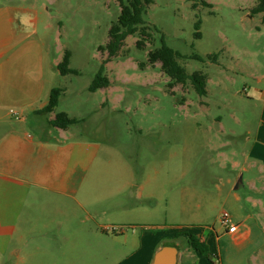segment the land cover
<instances>
[{
	"label": "rangeland",
	"instance_id": "1",
	"mask_svg": "<svg viewBox=\"0 0 264 264\" xmlns=\"http://www.w3.org/2000/svg\"><path fill=\"white\" fill-rule=\"evenodd\" d=\"M0 4L35 6L38 28L55 62L61 64L70 53L69 68L78 74L58 76L55 88L62 89V95L50 114L65 112L82 120L68 128L66 136L111 140L138 167L154 161L160 144L167 148L178 142L181 189L195 191L206 208L192 215L182 206L186 211L180 228L136 232L125 225L77 224L70 215L63 223L50 225L41 216L31 230H18L0 247V264H148L163 236L175 239L164 243L187 251V239L177 236L183 229L197 237L205 234L214 255L220 245L216 232L225 233L221 217L236 208L233 194L242 196L247 208L249 197L264 203L262 172L251 167L249 159L255 133L264 132V77L259 82L264 76V18L252 13L256 0H152L145 14L149 42L140 49V35L129 36L112 58L100 47L106 46L119 19V0H0ZM163 40L182 55L178 62L189 75H207V96L198 95L191 83L170 89L172 80L161 64L148 62L149 53ZM210 55H218L216 63ZM101 68L110 85L91 92ZM258 143L254 155L264 158L263 137Z\"/></svg>",
	"mask_w": 264,
	"mask_h": 264
},
{
	"label": "crops",
	"instance_id": "2",
	"mask_svg": "<svg viewBox=\"0 0 264 264\" xmlns=\"http://www.w3.org/2000/svg\"><path fill=\"white\" fill-rule=\"evenodd\" d=\"M38 14L35 6L0 4V247L18 230H31L41 216L50 225L70 215L77 224L125 225L136 232L180 228L186 211L182 206L192 215L204 212L198 194L181 189L178 142L167 148L160 144L154 161L138 167L111 140L70 138L67 130L50 126L54 117L40 111L60 73L38 28ZM255 134L249 159L264 178V158L254 155L264 132ZM233 195L236 208L231 215L237 230L216 232L218 252L207 257L193 249L183 229L177 236L185 237L190 247L181 251V264H217L214 257L218 264H264V203L249 197L247 208L242 196ZM199 238L208 243L205 234ZM172 240H157L148 264L160 245Z\"/></svg>",
	"mask_w": 264,
	"mask_h": 264
},
{
	"label": "trees",
	"instance_id": "3",
	"mask_svg": "<svg viewBox=\"0 0 264 264\" xmlns=\"http://www.w3.org/2000/svg\"><path fill=\"white\" fill-rule=\"evenodd\" d=\"M121 3V14L118 21L113 24L110 33L109 41L106 46L100 47V50L108 51L110 58L114 57L121 50L125 40L132 35L139 34L141 39L137 41V47L142 48L151 38L149 32L151 28L146 25L145 14L147 13V6L152 3V0H119ZM253 14H264V0H256V6L252 9ZM200 22L196 24V28L199 29ZM196 37H200V32ZM182 58V55L174 49L167 46L163 40V44L160 48L155 49L149 53L148 62L151 65L160 63L162 70L171 78L172 82L169 84V88L172 89L176 85H186L191 83L197 94L205 97L208 94L207 80L208 77L202 72H195L189 75L186 70L179 64L178 59ZM194 59H201L199 56H193ZM218 55H210V61L216 63ZM70 53H67L61 64L57 66V70L60 75L78 74V71L69 68ZM146 64H142L145 66ZM110 85L109 79L103 75V68L100 69L95 76L90 91L95 92L98 89L107 88ZM62 95V89L54 88L50 94L49 102L47 106L42 109L41 113H54L56 107L59 105ZM81 119L71 118L65 112L57 113L52 120H50V126L62 130H67L74 125H80ZM188 237L189 244L198 253L209 257L211 255L209 247L206 242L201 241L199 237L189 235L187 232L183 234Z\"/></svg>",
	"mask_w": 264,
	"mask_h": 264
},
{
	"label": "water",
	"instance_id": "4",
	"mask_svg": "<svg viewBox=\"0 0 264 264\" xmlns=\"http://www.w3.org/2000/svg\"><path fill=\"white\" fill-rule=\"evenodd\" d=\"M181 249L173 242L163 243L155 252L151 264H181Z\"/></svg>",
	"mask_w": 264,
	"mask_h": 264
},
{
	"label": "built area",
	"instance_id": "5",
	"mask_svg": "<svg viewBox=\"0 0 264 264\" xmlns=\"http://www.w3.org/2000/svg\"><path fill=\"white\" fill-rule=\"evenodd\" d=\"M221 222L229 233H234L238 228L237 225L233 224L231 215L229 213H223Z\"/></svg>",
	"mask_w": 264,
	"mask_h": 264
}]
</instances>
